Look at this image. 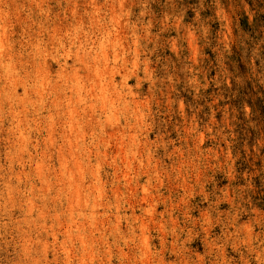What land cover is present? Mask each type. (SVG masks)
<instances>
[{
    "label": "rangeland",
    "instance_id": "374dc122",
    "mask_svg": "<svg viewBox=\"0 0 264 264\" xmlns=\"http://www.w3.org/2000/svg\"><path fill=\"white\" fill-rule=\"evenodd\" d=\"M0 40V264H264V0H0Z\"/></svg>",
    "mask_w": 264,
    "mask_h": 264
},
{
    "label": "bare ground",
    "instance_id": "6f19581e",
    "mask_svg": "<svg viewBox=\"0 0 264 264\" xmlns=\"http://www.w3.org/2000/svg\"><path fill=\"white\" fill-rule=\"evenodd\" d=\"M1 41V40H0ZM0 44H1V42H0ZM48 75V74H47ZM77 75V74H76ZM78 82H79V80H77ZM74 82H72V84H73ZM80 84V83H79ZM93 85V84H92ZM54 87H56V86H54ZM70 87V86H69ZM77 87H78V83H77ZM85 87V85L83 86V84H81L80 85V88H84ZM80 88H78L77 89V91H76V89L75 90H72V97H73V95H75L74 94V92H78V93H81V91H79L80 90ZM104 90V89H103ZM102 90V91H103ZM104 92V91H103ZM103 94V93H102ZM79 95H81V94H79ZM73 110V109H72ZM75 112H78V110L77 109H75ZM21 135H22V133H21ZM21 137H23V136H21ZM71 147H72V149H73V151L71 152V158H72V162L75 164V165H73L72 167H70V173H71V180L73 179V175H74V173H76L81 167H82V157L81 156H79V155H77V152L79 151V148L81 147V144H72L71 145ZM87 152V151H86ZM90 152H88V154H89ZM89 157V156H88ZM99 161V160H98ZM91 162V161H90ZM68 166H69V163L66 161V158H64L63 159V161H62V167H63V171L65 172V171H67V168H68ZM78 168V169H77ZM81 171V170H80ZM96 174V173H95ZM76 188V187H75ZM77 189H80V187L79 188H77ZM76 189V192H78V190ZM90 189V188H89ZM84 191V190H83ZM75 193V192H74ZM76 194V193H75ZM85 194V193H84ZM77 195V194H76ZM75 198V197H74ZM84 201V200H83ZM74 202V201H73ZM87 202V201H86ZM87 204V203H86ZM79 205V204H78ZM88 206V205H87ZM86 206V207H87ZM89 207V206H88ZM93 208H96V207H98V204H94L93 206H92ZM92 208V209H93ZM81 209V208H80ZM67 249V248H66Z\"/></svg>",
    "mask_w": 264,
    "mask_h": 264
}]
</instances>
